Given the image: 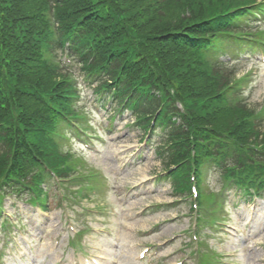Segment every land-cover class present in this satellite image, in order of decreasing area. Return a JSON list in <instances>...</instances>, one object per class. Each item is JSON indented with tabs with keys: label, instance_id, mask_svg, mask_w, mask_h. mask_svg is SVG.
<instances>
[{
	"label": "trees",
	"instance_id": "obj_1",
	"mask_svg": "<svg viewBox=\"0 0 264 264\" xmlns=\"http://www.w3.org/2000/svg\"><path fill=\"white\" fill-rule=\"evenodd\" d=\"M224 4V0H0V187L26 178L29 164L38 163L33 154L41 155L52 141L51 133L60 122L55 108L66 107L62 96L72 83L64 75L57 79L59 66L52 65L50 57L64 49L66 41H71L66 50L92 80L102 81L103 74L112 80L123 72L117 81L118 98L130 93L129 105L136 114L152 112L159 104L153 88L173 86L177 99L195 102L187 116L180 115L179 123L166 118V138L182 142L171 152L172 161L189 155L190 145L200 153L217 155L222 145H208L207 140L224 132L237 145L249 143L244 105L230 102L225 91L234 87L232 71L223 63L207 61L201 49L207 47L209 36L231 30L226 20L212 16ZM53 24L58 41L52 36ZM167 108L175 109L174 102L163 108L164 114ZM229 153L232 165L251 164L250 157H243V148L235 146ZM221 158V163L226 161ZM31 179L38 181L35 175Z\"/></svg>",
	"mask_w": 264,
	"mask_h": 264
},
{
	"label": "rangeland",
	"instance_id": "obj_2",
	"mask_svg": "<svg viewBox=\"0 0 264 264\" xmlns=\"http://www.w3.org/2000/svg\"><path fill=\"white\" fill-rule=\"evenodd\" d=\"M70 66L72 65L70 64L68 67ZM239 68V76H243L247 72L250 73L248 84L245 86V96L247 97V101L249 103L247 107H249L250 105H256L258 103H263L264 63H256L255 65H251L250 63H248L246 66L240 64ZM75 72L78 73L79 69L76 68ZM233 77H237V74H233L231 78ZM75 78L77 83L80 84L81 87V96L79 97L77 102L83 109L91 111L92 116L90 120H93L94 124L99 125V127H101L102 129L103 127H105V122L108 123L110 121V113H108V110L105 106H103L102 110L98 106H96L95 93L90 88L88 89L84 86L79 76L76 75ZM130 122V114L124 111L121 116L115 118L112 125L114 131L113 133L105 131L103 135H99L98 138H96L104 139L105 145L99 147V140H95L92 146L93 149L98 148V150H100L101 148H104L105 150L109 148V150L106 153L97 156H91L90 154L85 153L88 162L87 166L89 168L97 169L98 171H100L101 175L106 178L107 191L105 200L103 202H105V204L110 203L115 207L116 212H118V216L121 218L123 223V231L120 235L122 246L118 248L117 253L115 249H111L110 252L112 254H105V256L111 260L121 254V264H130L131 257L134 255V253L131 255V253H129V248L131 247V245H134L135 242L144 241V239H141L139 237L138 231L144 230L148 226L154 225L155 223L161 222L163 220L171 219L172 217L177 216L182 212H187L190 207L186 205L181 210L177 209L176 211L164 213L160 216L147 215L136 220L130 219L132 212L138 209L140 205H146L152 202H167L172 199L170 196V183L163 181L157 184L149 182L144 187H142L140 190L143 192V196L145 198L142 199L139 204L136 203V201L124 204V202L122 201L123 193L129 190L130 186L141 182L143 180V175L153 176L164 170L163 164H161L159 158H156L153 149L149 152V157L146 156L142 160L141 165H139L138 167L129 170L119 169L121 165L126 163L130 152L137 147V143H139L140 141V134L132 127H130ZM69 142L70 144H68L66 147L64 146L65 150L84 147L81 142H78L77 144L75 142L71 143V140H69ZM80 169L87 170L88 168H86L85 165H81ZM215 181L216 179L214 175H210L208 177V183L210 186H215ZM56 191L58 193L60 189L56 188ZM50 193L52 195H55V192L53 190H51ZM130 195L131 192H129V196ZM13 200L17 201L14 195H10L5 199L4 205L6 213H10L14 210L13 206L11 205V202ZM96 201L97 200H93L91 198L82 199L81 201H79L78 205L72 208L64 209L61 211L56 206L54 210L50 212L39 210L34 211L29 207L23 206L18 203V206L22 207L19 211L20 216H26L25 212L29 211L30 219L29 217H27V220L30 221L29 225H31L33 235L35 237L39 234L43 235V233H40L43 230V236L45 238L38 243H35L34 241L31 242V240H29L30 245L32 246V258L26 255V258L23 259L21 257V253H18L19 255L17 254V256L14 257L15 260H10L9 264H56L59 263L60 260H63L62 256H65L67 261L70 260L71 262L74 258L72 251H65L63 254V250L56 249V241L58 239L59 244L57 247H59L61 239H63L64 237L63 235L66 236L67 233H70L73 236L75 231L71 230V226L72 223H75L77 218H79L80 221H85L86 223L91 224V222L95 220V217H98L93 215V204H96ZM76 202L78 201H74L73 203ZM81 206H83L84 209ZM248 211H245L242 216L233 213V218L236 219V217H238V221H240V224L243 226V224L245 223L244 220L247 218V215H249ZM38 213H43V217L37 218L35 216H32V214L38 215ZM21 223L25 224L26 221L23 220ZM168 223L170 224H167L165 228L162 229L161 233L156 234L153 240H164L172 234L183 232L189 227L191 221L188 217H183L180 219V221H173ZM109 225L112 226L111 224ZM254 225V228L249 230L248 234H245L243 232L234 239H229L227 237L223 238V243L221 245H218L220 241V239H217L218 236L211 235L207 237V240L208 242L210 241L211 244H214V246H216V248L219 250L220 246H222L224 251L231 248H238L239 251L236 258L239 260H243L242 263L239 264H264V249L262 247V244H264V232L261 234L255 233L258 226H264V208L261 204H258L254 217ZM41 226L43 228H41ZM58 233L61 234L58 235ZM90 240L91 239H88V241ZM21 241L23 243H20V246L27 248L26 245H24L25 242L23 240ZM187 241L188 238L180 242L181 244H184ZM99 242L102 244V248L104 250H107V240H99ZM148 242H152V237L148 239ZM12 245L17 248L16 244L12 243ZM174 260L175 259H173L172 261Z\"/></svg>",
	"mask_w": 264,
	"mask_h": 264
}]
</instances>
